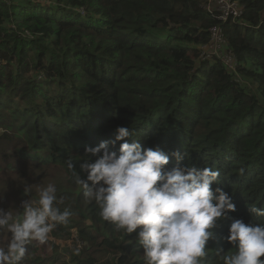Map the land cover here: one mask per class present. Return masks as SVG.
I'll return each instance as SVG.
<instances>
[{
	"label": "trees",
	"instance_id": "trees-1",
	"mask_svg": "<svg viewBox=\"0 0 264 264\" xmlns=\"http://www.w3.org/2000/svg\"><path fill=\"white\" fill-rule=\"evenodd\" d=\"M235 1L243 18L222 25L231 71L201 58L218 25L208 0H0V197L12 175L42 169L79 190L56 188L73 215L51 232L59 243L74 232V247L51 244L45 258L30 242L20 264H144L136 233L104 221L73 174L86 179V147L108 141L119 154L123 141L111 142L121 126L133 132L128 143L169 155L165 171L219 170L212 189L236 210L211 230L202 264L236 251L225 239L233 219L264 223L248 211L264 208V0ZM159 33L168 36L158 42ZM25 196L20 204L38 199Z\"/></svg>",
	"mask_w": 264,
	"mask_h": 264
},
{
	"label": "clouds",
	"instance_id": "clouds-1",
	"mask_svg": "<svg viewBox=\"0 0 264 264\" xmlns=\"http://www.w3.org/2000/svg\"><path fill=\"white\" fill-rule=\"evenodd\" d=\"M131 135L129 128H117L111 143L123 141L119 154L109 150L108 141L86 147L80 164L86 179L73 172L75 183L88 202L96 203L104 221L127 235L136 233L144 264H202L213 238L211 230L236 210L228 193L212 189L219 184V170L188 165L165 171L169 155L137 141L128 143ZM173 156L178 161L184 158L180 153ZM67 168L74 170L71 160ZM56 193L53 183L38 186V199L22 201V218L0 209V229L10 234L0 247V264H20L30 242L46 243L58 224L68 222L73 213L68 208L60 210L57 205L63 198ZM248 211L264 217V208L252 205ZM225 239L236 251L221 250L223 264H264V223L233 219Z\"/></svg>",
	"mask_w": 264,
	"mask_h": 264
},
{
	"label": "rangeland",
	"instance_id": "rangeland-1",
	"mask_svg": "<svg viewBox=\"0 0 264 264\" xmlns=\"http://www.w3.org/2000/svg\"><path fill=\"white\" fill-rule=\"evenodd\" d=\"M211 16V15H210ZM213 17V16H211ZM167 33H159L158 34V42H162L167 38ZM224 50V47L222 48ZM205 52H202V55H204ZM10 184L6 183L8 192L7 194H1L0 197V209H3L4 211H9L14 218H16L18 215H20L23 211V209L20 207V201L24 198L22 195H26L25 197H38V186L44 187L47 186L49 183H53L56 188L57 187H63L65 190H69L72 193L75 194V197L78 195L79 190L75 187H68L66 185L67 180L64 173L61 171L59 172L56 168L54 169H42V170H34L31 172H28L27 175H12L9 178ZM58 184V186H57ZM4 185V186H5ZM25 188H29V192L25 194ZM31 194L33 196H31ZM0 236L2 239H0V247H3L7 244L9 240L10 234L7 232L6 229H4V232ZM75 233L73 232L72 239H74ZM71 239V240H72ZM67 240L64 242L59 243L57 239H53L52 235L50 233L49 240L44 243L40 244L36 242L35 247L33 249L34 254L41 252L42 257H49L50 253L53 252L51 248V244H55V247H58L61 252L64 251V249H72L74 246L72 245V241ZM35 242V241H32ZM61 244V246L57 244Z\"/></svg>",
	"mask_w": 264,
	"mask_h": 264
},
{
	"label": "built area",
	"instance_id": "built-area-1",
	"mask_svg": "<svg viewBox=\"0 0 264 264\" xmlns=\"http://www.w3.org/2000/svg\"><path fill=\"white\" fill-rule=\"evenodd\" d=\"M206 11L217 21L218 25L210 29V42L201 49V58H217L232 70L236 69V59L226 51L222 50L225 45L222 25L229 21L237 24L243 17V9L235 0H208ZM202 52H205L202 55Z\"/></svg>",
	"mask_w": 264,
	"mask_h": 264
}]
</instances>
